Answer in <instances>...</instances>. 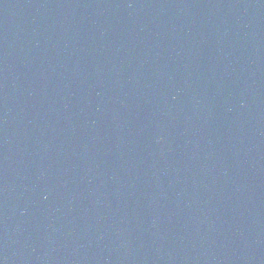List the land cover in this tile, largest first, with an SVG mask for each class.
<instances>
[{"label":"water","instance_id":"1","mask_svg":"<svg viewBox=\"0 0 264 264\" xmlns=\"http://www.w3.org/2000/svg\"><path fill=\"white\" fill-rule=\"evenodd\" d=\"M0 264H264V0H0Z\"/></svg>","mask_w":264,"mask_h":264}]
</instances>
